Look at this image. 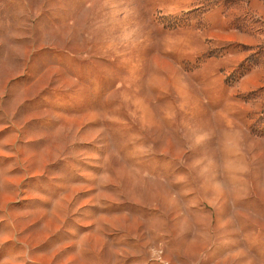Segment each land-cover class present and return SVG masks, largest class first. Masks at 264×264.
Instances as JSON below:
<instances>
[{
  "label": "rangeland",
  "instance_id": "1",
  "mask_svg": "<svg viewBox=\"0 0 264 264\" xmlns=\"http://www.w3.org/2000/svg\"><path fill=\"white\" fill-rule=\"evenodd\" d=\"M0 264H264V0H0Z\"/></svg>",
  "mask_w": 264,
  "mask_h": 264
}]
</instances>
